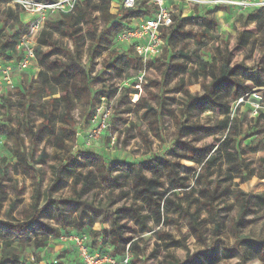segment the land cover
Returning a JSON list of instances; mask_svg holds the SVG:
<instances>
[{
  "label": "trees",
  "instance_id": "trees-1",
  "mask_svg": "<svg viewBox=\"0 0 264 264\" xmlns=\"http://www.w3.org/2000/svg\"><path fill=\"white\" fill-rule=\"evenodd\" d=\"M36 1L49 4L57 0ZM0 5H3L0 7V60H4L12 58L19 40L29 31V27L24 23L20 7L14 8L8 0H0ZM121 11V15L113 14L108 0H86L76 5L73 14H59L55 21H47L35 46L40 68L38 77L29 86L19 87L17 92L21 97L19 104L24 115L28 117L30 108L37 101L45 120L38 129L26 119L18 120L12 127L5 123L0 114V135L15 141L13 155L17 173L26 177L33 176L37 189L34 213L28 219L0 220V264H39V261L27 263L24 260L27 249H39L53 239L61 242L59 239L64 235H87L86 245L91 253L111 246L113 256L124 259L131 252L130 263L140 264L141 256L145 255L146 245L149 243L150 238L146 239L148 234H155L154 237L160 241L153 252L160 249L166 251L164 264H215L218 261L217 237L223 225L235 224L236 230L254 207L264 206V194L247 193L235 184L236 180L246 183L255 176L264 180V168L262 165L260 174L251 169V164L245 158V148L238 141L243 136L244 124L239 115H232L233 104L253 90H257L264 103V68L249 67L243 62L233 65V51L228 43L217 47V56L213 60L220 63L219 74L212 75L210 80L208 70L213 68L212 64L197 59L198 72L202 77L201 93H191L184 88V80L179 81L174 91L182 95V104L177 110L165 109L164 97L161 95L164 89H161L160 94L147 90L149 86L158 83L153 80H146L148 84L145 91L149 99L146 100L141 95L135 104L140 119L148 123L150 133L158 140L162 139L159 124L164 115L169 114L175 119V144L170 152L178 159L193 163L194 167L186 168L160 154L129 164L107 162L102 154L94 150H80L76 154L70 151L66 143L75 139L71 115L76 103L91 107L96 103L100 105L104 98L99 97L91 86L98 58L109 51L113 57L103 62L105 70L119 77L133 68L140 69L144 66L133 48L121 47L115 41L118 33L131 29L134 21L151 13L143 2H139L134 10ZM250 14L249 18L255 19L262 28L264 10ZM122 20H126V23ZM174 20L175 24L166 36V41L170 43L192 39L199 45H204L203 39L210 38L219 28L215 17L193 19L201 27L200 31H183L185 20H180V16H175ZM244 35L245 31L240 32L235 47L242 45ZM84 54H87L86 60ZM173 57L174 60H194L193 55L182 48ZM172 58L165 55L156 63L149 62L146 66L148 69H158L165 85L181 72L189 71L185 64L174 62ZM145 77L146 75L143 76L144 81ZM110 93L116 94L117 90ZM129 93L139 92L135 90ZM3 99L0 101V108L5 106ZM149 100L155 103H150ZM205 113L220 118L211 124L210 121L207 124L186 122V119L189 121L193 116L199 119ZM263 117L264 113L259 112L258 119ZM56 123L60 124L58 131L53 125ZM44 130L49 135L48 140L63 155L58 159L59 164L51 167V185L46 193L41 194L44 175L37 166L45 164L48 155L44 149L38 156L37 153ZM22 131L29 138L28 147L25 138L21 137ZM220 133L224 135L219 146L196 148L188 140L194 135L212 137ZM144 142L148 143L147 139ZM248 149L257 152L259 148L251 144ZM182 169H185L184 172H180ZM190 173L192 179H195V186H191L189 182ZM7 177L8 169L0 163V205ZM70 181L72 196L55 200L53 194L66 187ZM222 181L226 183L223 187L220 184ZM88 190H107V194L103 199L90 200L88 203L84 200ZM115 190H119L118 195L114 194ZM196 194L200 198L195 197ZM42 195L45 204L40 207L39 198ZM221 199H233L234 205L230 203L220 209L217 202ZM235 208L238 209V220H224L221 212L226 210L232 213ZM204 212L208 215L206 220L202 219ZM43 218L55 221L57 227L42 224ZM129 221L137 227V230L132 231L139 234L138 238L125 236ZM180 221H184L189 231L204 242L205 230L202 224L207 221L213 226L212 245L207 246L204 252L193 255L188 252L184 260L172 255L171 250L187 248L186 238L181 235L176 239L156 228L168 224L177 225ZM98 223L103 226L101 230L94 229V225ZM105 224L109 225L108 229L104 227ZM224 251L230 252L228 248H224ZM258 254L264 263V242L258 248ZM76 262H79L78 257Z\"/></svg>",
  "mask_w": 264,
  "mask_h": 264
},
{
  "label": "rangeland",
  "instance_id": "rangeland-1",
  "mask_svg": "<svg viewBox=\"0 0 264 264\" xmlns=\"http://www.w3.org/2000/svg\"><path fill=\"white\" fill-rule=\"evenodd\" d=\"M117 5L118 4H114L112 13L121 15L123 12L121 9H118ZM1 6L3 5H0V7ZM13 7L15 8L16 6ZM214 10V7L207 9L195 7L182 11L179 15L180 20H185L183 31H200L201 27L196 22H193V19H198V16H206L208 12L209 17L216 18L219 23V28L210 38L203 39L204 45H199L192 39L186 40L185 42L170 43L166 40L164 41L163 52L152 62L153 64L165 55L172 58L181 48L191 53L194 57V60L190 62L184 59L174 60L173 57L172 59L174 62L185 64L189 68V71L188 73L181 72L179 76L174 77L166 85L163 82L161 72L154 67L150 69L147 67L144 68V66L140 69L133 68L121 77L111 75L106 72L103 62L111 59L113 55L107 51L100 56L91 77V86L93 90L99 94V97L103 96L105 98L101 111L103 114H109L108 117H106V128L97 140L89 142L88 135L93 129L94 121H97L105 115L97 112L101 104L99 105L96 103L94 106L89 107L86 104L76 103L71 115L74 121L72 130L75 132V139L74 141L71 140L66 143L70 151L76 154L80 150H94L102 154L107 162H126L129 164L142 162L149 156L160 154V156L167 157L186 168L194 167L193 163L185 159H178L170 152L175 144V133L177 130L175 119L169 114L164 115L162 123L159 124L162 139L158 140L150 133L151 129L148 123L140 119V115L136 112L135 104L140 99L141 95L145 96L146 100L149 99L145 91V86L148 84L146 80H153V82L158 83L149 86L147 90L155 94H160L161 89H164L161 95L164 97L165 109L177 110L182 104V95L174 91L179 81L184 80V88L188 89L191 93H201L202 77L198 72L199 65L197 59L212 64L213 68H209L208 70V80H210L212 75L219 74L220 63L213 60L217 56V47L226 43L229 44L230 50L233 51V65L243 62L249 67L258 66L264 68V25L260 28L255 19L249 18V16L252 15H249V13H253L254 11L240 14L235 16L234 19H231L230 15L229 19L226 20V13L224 11L216 15L212 13ZM22 15L25 17L23 13ZM59 16L58 13H50L47 21H55ZM122 22L126 23V20H122ZM243 31H245V35L242 45L237 48L235 47L237 37L240 32ZM69 43L71 46L72 44L70 41ZM86 55L87 54H84V60H86ZM144 73H146L145 81L144 78H141ZM22 78L23 82L21 87L25 85L29 86L36 81L32 72L23 73ZM112 90H117V93H110ZM135 90H138L139 93H129ZM18 91V88H15L5 93L2 101L5 106L0 108L2 118L5 119L6 124H10L12 127L16 125L18 120L22 119L25 121L26 119L30 125L38 129L45 120L39 108V103L36 101L30 108L28 117L25 116L19 104V102H21V97L17 93ZM252 99L253 97L250 95L245 99L243 104H233L232 115H239L241 117L244 124V133L238 141L242 145L241 147L245 148V158L247 162L251 164V169H255L257 174H260L262 165L264 168V163L262 161L264 160V117L261 119L253 117L252 111L257 104L253 102ZM149 102L155 103L152 100H149ZM260 112L264 113V109H261ZM179 115L180 113L178 112L177 116ZM218 118L220 117L205 113L199 119L193 116L189 121L186 119V122H202L207 124L210 121L211 124V122L217 121ZM53 125L54 129L58 131L60 124L56 123ZM223 135V133L212 137H197L194 135L188 140L196 148H204L212 145L219 146ZM3 136L5 137V147L0 151V163L8 169V177L4 181L2 188L1 197L3 202L0 205V220L24 221L34 213V203L37 194V189H35L36 183L33 176L26 177L17 173L15 168L16 159L13 155L15 141L11 138L8 139L5 135ZM21 137L25 138L26 147H28L29 138L25 135L24 131H22ZM41 138L42 139L39 140V151L37 156L42 149H44L48 155L46 163L37 166L44 175L40 187V193L44 194L47 192L52 182L51 167L59 164L58 159L63 155V152L59 151L53 143L48 140L49 135L46 130L42 131ZM144 139H147L148 143H145ZM183 141L186 142L185 140ZM251 144L258 146L259 149L257 152L248 149ZM184 170L185 169H182L180 172H184ZM190 178L189 182L191 186H195V179H192V173H190ZM223 179L224 177H222V180ZM235 182L240 189L247 193L264 194V180L259 179L258 176H255L246 183L241 180H236ZM71 184L72 182L70 181L66 187L55 192L53 194L55 200L72 196V191L70 190ZM220 184L223 187L226 183L222 181ZM80 187L81 185H79V188ZM106 194L107 190H88L84 200L90 203V200L103 199ZM114 194L118 195L119 190H115ZM195 197L199 196L196 194ZM230 203L234 205V200L221 199L217 202V205L220 209H223ZM39 204L40 207L45 204L44 195L39 198ZM121 204L122 202L119 205ZM237 211V208H235L232 213L223 210L221 216L224 217V220H228L229 218L230 220H238L239 216ZM207 218L208 215L204 212L202 214V219L206 220ZM246 218L244 223L239 225L236 230H234L235 224L223 225V229L217 237L218 261H216L215 264H264L260 260L258 254V248L264 242V206L262 208L254 207ZM41 223L57 227L55 221L48 220L47 218H43ZM128 225L129 229L125 231V236L138 238L139 234H135L132 231L137 230L135 224L129 221ZM108 226V224H105L104 227L108 229ZM102 227L103 226L99 223L94 225L95 230H101ZM202 228L205 230V242L207 244L192 234L184 221H180V224L177 225L168 224L159 226L156 229H162L164 234L174 236L176 239H179L181 235L186 238V249L170 251L172 255L184 260L188 252L191 255L204 252L207 246L212 245L214 237H212L211 229L213 226L206 221L202 224ZM71 232L74 233L73 230H71ZM84 232L88 234L86 230ZM146 236V239H150L148 245H146L145 255L141 256L142 262L140 264H164L167 258L166 251L160 249L158 252H153L155 245L160 243V241L154 237L155 234H148ZM228 236L232 237L234 243L228 242ZM241 245L243 246L242 250ZM224 248H228L230 252H225ZM112 252L113 248L111 246H106L100 248L96 253L102 258L107 256L117 264H121L125 258L115 257L112 255ZM129 253L131 260L132 253ZM75 254L76 250L73 244L70 242L61 243L58 242L57 239H53L45 243L39 249L28 248L24 254V260L27 263H36L39 261V264H84L82 261L76 262L77 257L75 258Z\"/></svg>",
  "mask_w": 264,
  "mask_h": 264
},
{
  "label": "built area",
  "instance_id": "built-area-1",
  "mask_svg": "<svg viewBox=\"0 0 264 264\" xmlns=\"http://www.w3.org/2000/svg\"><path fill=\"white\" fill-rule=\"evenodd\" d=\"M10 5L18 6L23 14L28 17L24 23L29 27V31L19 40L12 58L0 60V101L4 98L7 91L19 88L22 85V74L32 72L37 79L40 71L35 46L38 36L43 29L48 15L55 14H73L76 5L86 0H57L53 3H42L36 0H8ZM111 2V12L114 4H118V9L134 10L139 2H143L150 15L133 22L131 29L123 30L116 36V44L124 48H133L137 57L144 65L153 62L163 52L164 41L175 24L174 17L179 16L182 11L191 8L207 9L214 7V14L226 13V20L234 19L235 16L250 11L264 10V0H108ZM209 13V12H208ZM208 13L206 16H208ZM250 14V13H249ZM205 17V16H198ZM145 75V73H144ZM143 75V76H144ZM143 78V77H141ZM140 88V87H139ZM253 97V102L257 105L252 111L253 117H259V112L264 109L262 98L253 90L248 96ZM246 96L245 98H247ZM245 98L236 102V105L243 104ZM105 98H102L101 107L97 109L102 113V105ZM97 121H94L93 129L88 135L89 142L97 140L106 128V117L109 114H103ZM5 137L0 135V151L5 147ZM62 243L73 244L78 260L84 264H117L111 258L105 256L102 258L97 253H91L86 245L87 235L62 236L59 239ZM121 264H130V253L128 252Z\"/></svg>",
  "mask_w": 264,
  "mask_h": 264
},
{
  "label": "clouds",
  "instance_id": "clouds-1",
  "mask_svg": "<svg viewBox=\"0 0 264 264\" xmlns=\"http://www.w3.org/2000/svg\"><path fill=\"white\" fill-rule=\"evenodd\" d=\"M228 242L229 243H234V241L232 240V237L231 236H228ZM243 249V246L241 245V250Z\"/></svg>",
  "mask_w": 264,
  "mask_h": 264
},
{
  "label": "crops",
  "instance_id": "crops-1",
  "mask_svg": "<svg viewBox=\"0 0 264 264\" xmlns=\"http://www.w3.org/2000/svg\"><path fill=\"white\" fill-rule=\"evenodd\" d=\"M27 18H28V17H27ZM27 18H26V16L24 17L25 21H26Z\"/></svg>",
  "mask_w": 264,
  "mask_h": 264
}]
</instances>
